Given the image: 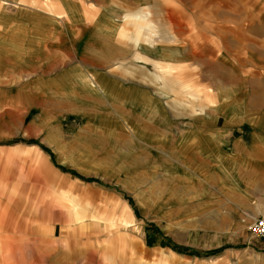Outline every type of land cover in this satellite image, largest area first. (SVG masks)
I'll use <instances>...</instances> for the list:
<instances>
[{
    "label": "rangeland",
    "instance_id": "obj_1",
    "mask_svg": "<svg viewBox=\"0 0 264 264\" xmlns=\"http://www.w3.org/2000/svg\"><path fill=\"white\" fill-rule=\"evenodd\" d=\"M81 2L88 16L96 13L90 0ZM190 2L124 1L129 12L141 8L162 13L166 21L151 19L162 29L170 25V8L193 14L188 34L179 16L177 26L184 32L179 40L196 46L207 42L200 38L207 30L217 29L218 35L222 28L263 22L248 13L225 12L217 1L199 0L187 7ZM50 6L56 12L57 6ZM156 33L159 40L162 33ZM110 39L114 45L127 44L123 38ZM243 44L236 65H204V76L213 78L206 81L186 63L172 70L178 79L162 75L154 83L133 78L118 67L135 64L154 72L155 60L130 49L129 64L114 63L110 72L122 78L117 80L121 85L141 89L150 101L130 99L100 83L103 90L97 86L90 91L78 78L94 77L81 73L71 81L75 95L68 85L62 95L29 94L23 89L29 81L25 72L14 81L0 80V264H264V253L252 250L262 249L264 238L256 242L259 238L247 230L264 211V64H253ZM215 50L222 55L228 51ZM138 53L144 59H135ZM223 83L237 90L242 121L234 129L214 126L210 133L233 131L218 146L236 154L238 172L233 162L230 167L222 163L227 153L213 144L191 143L174 150L176 135L190 132L191 118L194 125L204 124L202 107L218 103L210 84ZM155 103L173 121L168 143L145 137L169 136V128L164 133L169 119ZM152 122L160 129L150 130ZM56 131L61 137L49 136ZM251 133L260 137L251 140ZM25 149H38L45 157L43 174H36ZM116 200L131 208L133 227L123 229L115 217ZM234 249L243 254L235 256Z\"/></svg>",
    "mask_w": 264,
    "mask_h": 264
},
{
    "label": "crops",
    "instance_id": "obj_2",
    "mask_svg": "<svg viewBox=\"0 0 264 264\" xmlns=\"http://www.w3.org/2000/svg\"><path fill=\"white\" fill-rule=\"evenodd\" d=\"M49 1L50 3L52 2L50 5L57 6V13L49 11V7H51L47 5ZM90 1L94 5L96 13L92 11L91 15L88 16L85 13L81 0H0V80L14 81L25 72L28 74L26 77L29 81L24 85L23 89L29 90V94L62 95L66 89V85H68L72 90V95H75L77 90L73 87L71 81L73 75L76 76L81 73L92 76V78L94 77L93 79L98 81H94L96 87L100 86L101 90L103 88L100 84L104 85L107 89L115 88L113 90L114 93L122 91L121 94L124 93L130 99L136 97L142 98L144 101L146 99L150 101L146 97V93L140 91L141 89L121 85L117 80H121L122 78L114 76L110 72V68L114 63L125 62V64H129L130 49L134 52L141 51L145 57L154 59L155 61L152 62L155 71L150 72L143 68L142 65L135 64H131V67L118 68L133 78L140 80L149 79L154 83L156 80L164 79V77L178 79L176 75L175 77L172 76V70H178L179 66L184 67L185 63L189 64L192 69H197L194 72L199 79L202 81L209 80L212 77L209 78L208 75L204 76V65H223L226 64V61L232 65H236L235 57L241 54L242 42H244L242 48H248L253 64H264V0H209L217 1L218 8L221 7L225 12L226 9H230V11L239 16L248 13L250 16H255L256 18L258 16L261 17L263 22L258 24L257 22L250 21L251 24L249 23L244 28L237 25L227 30L222 28L219 29L218 35L217 29H213L212 32L207 30L200 37L201 40L207 42H202L201 44H197V46L189 41L179 40V37H183L184 32L177 26L178 18L180 17L185 22L181 26L185 25L182 28H184L187 34L189 33L188 28L192 29L193 26V14L186 12L184 9H180L181 13L179 14L176 8H170V16H167L170 25L168 27L165 23V28L162 29L160 22L154 24L151 20L158 17V21L162 18L166 21V16L162 17V13L157 12L156 9V11L151 10V12L150 10L144 11L138 8V10L129 12L126 9L127 4L124 3V1L129 0H122L121 5L114 3V0ZM143 1L145 2L146 0ZM185 1H192L187 4V7H191L195 4L194 1L199 0ZM247 8L249 12L246 11ZM225 12H223L224 15ZM173 23L176 25L175 29L172 27ZM158 31L162 34L159 40H156L154 36ZM243 31L245 32L244 35L242 34ZM117 37L126 40L127 44L114 45L110 38L115 39ZM209 41L214 44H210ZM219 47L223 48V50L227 48L228 51L223 53V55L221 52L217 53L215 48ZM193 48L199 50H194ZM190 49L193 50L190 51ZM190 52L193 54L191 60ZM139 53L137 55L133 54L134 58L144 59ZM225 54L229 57H226ZM59 64L68 65L59 68ZM79 79L88 78L80 77ZM181 85L188 87L186 83H181ZM210 85L216 90L215 96H217L218 103L211 109L207 106L202 107L204 115L200 119L204 124L199 126L194 125L193 122L195 121L191 118V133L184 131L177 134L174 150H178L180 147H184L183 145L187 146L186 144L191 143L194 145L213 144V147L214 145L217 146V150L220 153H225L220 149L218 144L226 140L227 136L232 135L233 131L231 130L227 135H225V129L218 131L222 135L211 134L210 131H214L212 130L213 127L219 125L228 126L230 129L236 128L242 121L241 114L238 113L242 108L241 104L238 103L237 90H234V86L227 87L224 83L218 86L214 84ZM156 106L169 119V136L147 134L145 137L150 138L149 142H151L153 137L157 139L161 137L160 142L168 143L169 137L172 136L175 130L173 128V121L158 104ZM254 110H257V108ZM160 118L162 121H168L164 116ZM148 120L145 117L144 121L149 123ZM157 124L153 123L149 129L157 127L160 129V124ZM249 126L251 125L249 124ZM249 136L251 140L260 137L257 133H251ZM188 137L192 139L190 140ZM235 137L237 140L244 139L243 136L240 137L239 135ZM145 141L148 140L146 139ZM198 147L200 148V145ZM238 147L239 145L236 148ZM228 154H226L228 158L226 157L222 163L230 167L233 162V166H235L238 172L236 165L238 157L235 156L236 154L233 155L234 153ZM224 198L223 206H226V195H224ZM126 206L130 208L127 204ZM0 214L2 213L0 212ZM260 240L259 238L256 242ZM254 248L252 250L256 253H258L257 251L264 253V247L259 249L260 247L255 246ZM242 252L243 250L234 249L232 254L241 256Z\"/></svg>",
    "mask_w": 264,
    "mask_h": 264
},
{
    "label": "bare ground",
    "instance_id": "obj_3",
    "mask_svg": "<svg viewBox=\"0 0 264 264\" xmlns=\"http://www.w3.org/2000/svg\"><path fill=\"white\" fill-rule=\"evenodd\" d=\"M80 83L90 91L96 88V83L94 82L93 79H83L82 82L80 81ZM168 128L169 126H165L164 133L168 132ZM49 136L50 137H55V136L61 137V133L59 131H56L55 133L54 132L50 133ZM23 151L25 152V156L30 158L32 166L36 170V174L38 175L43 174L44 173L43 167L45 165L44 163L45 157L41 154V152L38 149H32V150L25 149ZM114 205L115 206L113 207H114L115 217L119 220L123 229H128V228L133 227L134 221H133L132 213L127 208V206L117 200L114 201ZM254 220L250 223V225L254 222Z\"/></svg>",
    "mask_w": 264,
    "mask_h": 264
},
{
    "label": "built area",
    "instance_id": "obj_4",
    "mask_svg": "<svg viewBox=\"0 0 264 264\" xmlns=\"http://www.w3.org/2000/svg\"><path fill=\"white\" fill-rule=\"evenodd\" d=\"M247 230L252 238H264V211L255 218Z\"/></svg>",
    "mask_w": 264,
    "mask_h": 264
}]
</instances>
